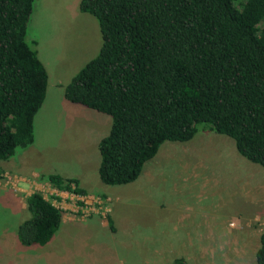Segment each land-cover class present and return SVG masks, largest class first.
<instances>
[{
  "label": "trees",
  "instance_id": "1",
  "mask_svg": "<svg viewBox=\"0 0 264 264\" xmlns=\"http://www.w3.org/2000/svg\"><path fill=\"white\" fill-rule=\"evenodd\" d=\"M34 1L0 0V162L33 142L44 98L45 69L25 42ZM78 9L96 21L101 43L62 93L110 119L97 143L100 183L134 182L163 142H187L201 125L264 168V0H79ZM41 178L85 195L75 179ZM24 206L18 243L46 245L63 211L39 192ZM258 240L254 262L264 264V231Z\"/></svg>",
  "mask_w": 264,
  "mask_h": 264
},
{
  "label": "rangeland",
  "instance_id": "2",
  "mask_svg": "<svg viewBox=\"0 0 264 264\" xmlns=\"http://www.w3.org/2000/svg\"><path fill=\"white\" fill-rule=\"evenodd\" d=\"M78 3L33 2L25 42L45 69L46 88L33 117V142L0 162L8 175L0 176V264H173L180 258L184 264L254 263L251 248L245 245V254L236 256L241 247L231 239L264 231V168L242 158L231 139L198 126L187 142H163L134 182L100 183L97 143L110 119L65 101L62 93L101 43L96 21ZM48 174L75 178L93 198L109 195L107 203L101 199L114 231L90 213L80 223L72 216L75 221L61 224L44 246L20 245L16 229L29 217L24 194L43 191L41 176ZM256 211L259 221L252 220ZM215 220L223 222L212 226Z\"/></svg>",
  "mask_w": 264,
  "mask_h": 264
},
{
  "label": "crops",
  "instance_id": "3",
  "mask_svg": "<svg viewBox=\"0 0 264 264\" xmlns=\"http://www.w3.org/2000/svg\"><path fill=\"white\" fill-rule=\"evenodd\" d=\"M101 139V138H100ZM99 139V140H100ZM8 173V172H7ZM3 177H6L8 178V175L6 174V172L4 171L3 173ZM30 177H37V174H30L29 175ZM62 177V176H60ZM62 178H70V177H66V176H63ZM71 179H75V178H71ZM76 180V179H75ZM77 181V180H76ZM79 182L77 181V186L78 188H80L82 191H84L81 187H79ZM262 194H264V184L262 185ZM85 192V191H84ZM96 193V192H95ZM98 196H101L103 195L104 196V199L107 203L108 200L111 199V197L109 195H106L105 193H96ZM27 195L24 194V197H26ZM85 196L87 197H92V195H88V194H85ZM100 198V197H99ZM24 199V198H23ZM47 200H49V202L56 208L60 209L63 211V215H62V218H61V222H60V225L62 224H65V222H73L75 221V219L73 217H77V214L75 213V210H76V204H75V201L74 199L71 198V196L67 195L66 193H63V192H59L57 195H53V196H50L47 198ZM88 202H92V201H88ZM103 207H104V204L102 203ZM24 206V205H22ZM25 208V206H24ZM256 210V209H255ZM240 211H243L242 210V207L240 208ZM110 214V213H109ZM73 216V217H72ZM237 216H241V214H237ZM263 219H264V216H262ZM78 219V218H77ZM107 219V218H106ZM108 219H109V223H111L112 225V228H113V231L115 229V224L114 222L111 220L110 216L108 215ZM80 220V219H78ZM253 221H259L260 220V217L257 215V211H256V214H254V217L252 219ZM249 221V220H247ZM246 221V222H247ZM70 222V223H71ZM79 223L82 222V220L78 221ZM98 225L101 227V228H104L105 226L102 224L101 220L98 219ZM223 221L222 220H219V221H214L212 226H217V225H220ZM61 225V226H62ZM244 227H247V224H244L243 225ZM106 228V227H105ZM219 232L220 230L218 229L217 231L213 232V238L212 240L214 241H218V235H219ZM261 233V230H259L258 232H256V234L252 237V239L248 238V237H245L244 239H242L241 237H237V236H233L231 241H233L234 243H236V241L238 242V244L240 245L241 247V251H237L236 248H235V254L236 256H241V253L243 252V254H245V245H247L248 247L251 248V253L253 255V258H254V254H255V251L257 250L258 246H259V234ZM53 238V237H52ZM236 240V241H235ZM238 252H239V255H238ZM252 259V258H251ZM238 264H245L242 259H238ZM247 264H255V262L253 263V259L252 261L250 262V260L247 262Z\"/></svg>",
  "mask_w": 264,
  "mask_h": 264
},
{
  "label": "built area",
  "instance_id": "4",
  "mask_svg": "<svg viewBox=\"0 0 264 264\" xmlns=\"http://www.w3.org/2000/svg\"><path fill=\"white\" fill-rule=\"evenodd\" d=\"M47 184V185H46ZM43 185V191H33V192H39L44 199L47 200L48 197L57 195L59 192L66 193L67 195L71 196L72 199L75 201L76 210L75 213L77 214L78 219H82L84 217H88L90 213H95L97 215H100L102 219H106L105 210L102 205V199L101 198H93V197H87V196H80V195H74L71 193H68L66 191H58L56 189H53L47 182ZM32 193V192H31ZM92 201V202H88ZM79 202L80 204H77Z\"/></svg>",
  "mask_w": 264,
  "mask_h": 264
}]
</instances>
